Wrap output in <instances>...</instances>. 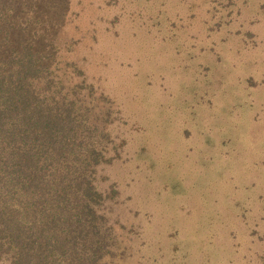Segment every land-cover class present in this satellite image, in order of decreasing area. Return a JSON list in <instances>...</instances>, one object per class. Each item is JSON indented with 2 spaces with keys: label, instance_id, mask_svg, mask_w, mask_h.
Instances as JSON below:
<instances>
[{
  "label": "rangeland",
  "instance_id": "374dc122",
  "mask_svg": "<svg viewBox=\"0 0 264 264\" xmlns=\"http://www.w3.org/2000/svg\"><path fill=\"white\" fill-rule=\"evenodd\" d=\"M24 2L68 89L95 88L116 260L264 264V0Z\"/></svg>",
  "mask_w": 264,
  "mask_h": 264
},
{
  "label": "trees",
  "instance_id": "16d2710c",
  "mask_svg": "<svg viewBox=\"0 0 264 264\" xmlns=\"http://www.w3.org/2000/svg\"><path fill=\"white\" fill-rule=\"evenodd\" d=\"M19 6L0 0V264H120L98 183L108 136L82 96L95 88L68 89Z\"/></svg>",
  "mask_w": 264,
  "mask_h": 264
}]
</instances>
